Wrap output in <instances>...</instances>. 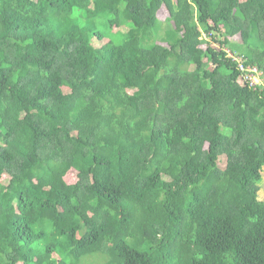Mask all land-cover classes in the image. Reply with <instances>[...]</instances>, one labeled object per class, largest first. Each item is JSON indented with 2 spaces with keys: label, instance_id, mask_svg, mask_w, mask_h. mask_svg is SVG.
<instances>
[{
  "label": "trees",
  "instance_id": "16d2710c",
  "mask_svg": "<svg viewBox=\"0 0 264 264\" xmlns=\"http://www.w3.org/2000/svg\"><path fill=\"white\" fill-rule=\"evenodd\" d=\"M249 69L264 0H0V264H264Z\"/></svg>",
  "mask_w": 264,
  "mask_h": 264
},
{
  "label": "rangeland",
  "instance_id": "374dc122",
  "mask_svg": "<svg viewBox=\"0 0 264 264\" xmlns=\"http://www.w3.org/2000/svg\"><path fill=\"white\" fill-rule=\"evenodd\" d=\"M163 15H161V17H162ZM165 18V17H164ZM163 20V19H162ZM164 21V20H163ZM102 28V30H104V28L103 27H101ZM168 28H169V25H168V23L167 22H161L160 23V27H159V29H158V36L159 37H162L164 34H165V32L168 30ZM107 31V30H106ZM157 40H159V38H157ZM228 50L229 49H226V51L228 52ZM260 77V76H259ZM260 81H261V83H263L264 84V77H260ZM264 86V85H263ZM260 187H261V190L263 191V195H261V196H258L259 198H261V199H263L264 198V181L263 182H261L260 183Z\"/></svg>",
  "mask_w": 264,
  "mask_h": 264
},
{
  "label": "built area",
  "instance_id": "2783aa9c",
  "mask_svg": "<svg viewBox=\"0 0 264 264\" xmlns=\"http://www.w3.org/2000/svg\"><path fill=\"white\" fill-rule=\"evenodd\" d=\"M249 70H250V74L246 78L252 83V85H255L258 83L256 79L260 76L259 75L260 73L257 69H249Z\"/></svg>",
  "mask_w": 264,
  "mask_h": 264
}]
</instances>
